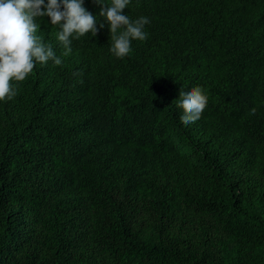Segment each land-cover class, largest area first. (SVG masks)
<instances>
[{
	"label": "trees",
	"instance_id": "1",
	"mask_svg": "<svg viewBox=\"0 0 264 264\" xmlns=\"http://www.w3.org/2000/svg\"><path fill=\"white\" fill-rule=\"evenodd\" d=\"M83 6L102 39L35 17L62 64L0 101V264H264V0H130L123 58Z\"/></svg>",
	"mask_w": 264,
	"mask_h": 264
},
{
	"label": "clouds",
	"instance_id": "2",
	"mask_svg": "<svg viewBox=\"0 0 264 264\" xmlns=\"http://www.w3.org/2000/svg\"><path fill=\"white\" fill-rule=\"evenodd\" d=\"M95 3L104 5L99 16L108 22L112 41L110 51L116 57L123 58L130 53L132 40L147 39L144 28L150 19L141 16L130 20L122 12L130 0H112L111 6L101 0H95ZM45 16L50 18L51 25L60 29L57 39L65 50L64 56L72 50V39H79L87 33L95 36V40L102 39L97 33L105 25L86 10L83 0H47V3L45 0H0V101L11 100L17 95L18 89L10 82L23 81L35 63L46 64L51 60L57 66L62 64L52 46L34 35L37 30L34 18ZM121 28L124 30L118 32ZM206 104L207 97L200 87L188 92L180 90L177 107L183 109L181 122L184 125L195 123Z\"/></svg>",
	"mask_w": 264,
	"mask_h": 264
}]
</instances>
